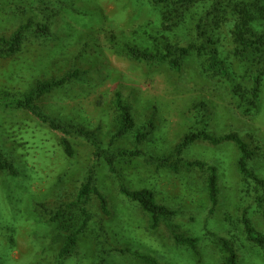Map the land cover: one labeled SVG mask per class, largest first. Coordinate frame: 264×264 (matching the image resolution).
<instances>
[{"label": "rangeland", "instance_id": "obj_1", "mask_svg": "<svg viewBox=\"0 0 264 264\" xmlns=\"http://www.w3.org/2000/svg\"><path fill=\"white\" fill-rule=\"evenodd\" d=\"M153 9L149 0H0V36L8 38L27 20L49 28L48 36L28 33L16 55L0 57V92L18 97L38 82L58 80L77 71L73 81L42 96L37 105L51 117L96 132L105 142L115 129L113 103L119 91L130 105L136 129L153 115L154 128L141 144L152 156L168 154L190 128H198L194 116L201 112L192 105L203 102L204 110L210 111L204 128L215 136L235 132L245 141H253L259 150L249 168L264 178V79L258 111L244 116L226 82L206 70L205 57H188L179 72L164 64L134 61L126 51L129 45L147 49L153 45L139 39L145 23L158 24ZM225 18L216 30L219 53L238 72V62L231 54L235 17L228 14ZM135 30L138 34H133ZM167 38L178 45L194 41L193 17ZM131 135L117 146L129 147ZM70 141L75 150L72 161L64 156L58 134L26 111L0 107V151L19 173L13 177L0 171V264H95V223L78 240L74 254L58 262L63 237L52 224L34 216L35 203L48 209L66 203L83 180L91 148L79 138ZM238 153L231 143H198L183 152L188 161L200 160L216 167L219 203L212 213L203 171L155 172L139 160L128 159L116 164L120 181L131 189H151L158 203L175 211L170 224L176 232L199 237L198 256L176 245L164 223L149 231L143 212L120 197L118 180L104 165L98 170V186L107 198L110 216L100 213L95 198L90 212L102 221L111 247L149 254L160 264H219L221 258L209 234L229 239L239 264H264V250L247 242L238 226L241 208L250 199L235 170ZM250 218L264 236V215L252 209ZM108 264L141 262L131 254L113 253Z\"/></svg>", "mask_w": 264, "mask_h": 264}, {"label": "trees", "instance_id": "obj_2", "mask_svg": "<svg viewBox=\"0 0 264 264\" xmlns=\"http://www.w3.org/2000/svg\"><path fill=\"white\" fill-rule=\"evenodd\" d=\"M153 10L158 14V24L145 23V29L139 39L151 42L153 45L140 48L136 44L129 45L127 53L131 59L148 64H164L169 69L179 72L183 62L191 56L205 57L206 70L213 72L229 86V92L234 98L236 108L244 116L257 112L260 104L261 87L264 79V0H149ZM200 10V11H199ZM194 15V13H196ZM233 15L235 22L231 31V54L238 62V72L219 53V37L216 34L219 24L227 15ZM194 19L195 40L185 45L172 44L167 36L184 25L187 18ZM135 30L133 34H138ZM28 33L35 36H48L46 24L27 20L8 38L0 36V57H12L22 49L23 41ZM157 45V47H156ZM77 71L65 75L61 79L42 81L35 84L20 96H12L0 92V107L13 111H26L38 123L58 134L59 145L64 156L72 161L75 150L70 138H79L91 148L90 160L84 170V177L72 200L54 208H47L35 203L34 216L46 223L52 224L56 233L63 237L57 253L60 262L75 252L78 240L86 233L92 223L96 224V245L98 248L95 264H108L113 253L134 256L141 264H160L149 254L131 252L128 248H114L108 243L102 221L96 219L90 212V203L95 198L100 213L110 216L107 198L98 186V170L104 165L107 173L118 180V194L124 200L136 204L146 217L149 231H155L162 223L174 243L189 249L195 256L199 255V237L187 236L176 232L170 221L176 215L175 211L158 203L154 192L148 188L131 189L120 181L121 172L116 167L119 160H139L155 172L164 170L178 173L181 170L203 171L205 173V195L209 211H215L219 203L218 175L212 164L183 157V152L198 143L220 145L231 143L238 150L235 170L245 184L244 194L250 196L247 206L241 208L238 216V226L244 239L264 250V236L254 228L250 213L252 209L264 215V178L258 176L249 168L251 161L259 150L253 141H245L238 133L230 132L215 136L208 128H204L208 111L204 103L193 104L201 114L195 115L194 124L198 128H190L171 151L162 156H152L145 153L141 144L154 128L153 115L144 125L135 128L129 103L124 101L121 92L114 94V109L116 112L115 129L110 132L105 142L99 140L96 132L77 126L68 121H61L44 112L37 101L44 95L56 91L57 88L73 81ZM196 111V112H197ZM209 116L206 118V122ZM209 121V120H208ZM131 135L129 147H118L117 143ZM0 151V171L17 177L15 167L6 161ZM210 241L221 258L219 264H239L237 252L232 242L218 234H209Z\"/></svg>", "mask_w": 264, "mask_h": 264}]
</instances>
